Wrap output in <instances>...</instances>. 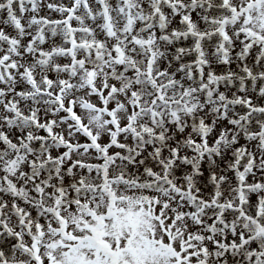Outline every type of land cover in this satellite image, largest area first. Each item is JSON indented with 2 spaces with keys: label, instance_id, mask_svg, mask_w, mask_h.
<instances>
[{
  "label": "snow or ice",
  "instance_id": "1",
  "mask_svg": "<svg viewBox=\"0 0 264 264\" xmlns=\"http://www.w3.org/2000/svg\"><path fill=\"white\" fill-rule=\"evenodd\" d=\"M0 264H264V0H0Z\"/></svg>",
  "mask_w": 264,
  "mask_h": 264
}]
</instances>
